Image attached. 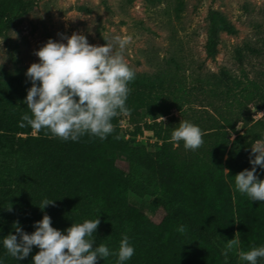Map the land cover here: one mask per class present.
Segmentation results:
<instances>
[{
	"label": "trees",
	"instance_id": "trees-1",
	"mask_svg": "<svg viewBox=\"0 0 264 264\" xmlns=\"http://www.w3.org/2000/svg\"><path fill=\"white\" fill-rule=\"evenodd\" d=\"M28 8V0H0V31ZM223 30L231 26L218 12L209 11L206 55L215 54ZM246 50L255 56L264 53L261 45H248ZM234 58L241 75L228 69L218 74L221 104L213 108L216 117L206 120L204 143L195 151L185 150L183 141L174 147L169 143L173 129L156 120V113H169L168 100L175 101L176 93L183 91L180 84L168 90L159 76L136 74L126 101L135 129L141 126L153 133L152 152L119 134L118 116L112 120L115 131L103 141L88 135L64 141L45 130L21 128V115L30 111L24 103L32 86L28 68L0 77V264H33L39 248L33 246L28 257L16 260L6 254L3 237L16 234L17 221L31 234L45 213L62 232L73 223L99 218L94 246L103 243L111 251L118 250L126 233L135 253L124 264H247L236 251L225 260L222 251L235 235L240 250L264 245V202L242 195L234 181L237 173L252 168L250 146L264 137L253 129L264 117L246 126L251 121L247 105L254 110L264 105V87L243 72L241 52ZM238 121L243 132L230 139ZM256 175L264 179V168L257 166ZM128 193L150 196V206L162 213L159 222L152 223L129 205ZM45 198L54 200V206L41 210ZM180 225L186 226L184 233L177 231ZM116 260L110 255L98 258L97 264Z\"/></svg>",
	"mask_w": 264,
	"mask_h": 264
},
{
	"label": "rangeland",
	"instance_id": "rangeland-1",
	"mask_svg": "<svg viewBox=\"0 0 264 264\" xmlns=\"http://www.w3.org/2000/svg\"><path fill=\"white\" fill-rule=\"evenodd\" d=\"M28 2V10L11 18L0 31V77L38 63L39 57L34 52L49 38L67 43L63 37L81 33L93 45L112 42L116 36H130L131 42L123 55L136 74L159 76L168 90L181 85L183 91L176 93L175 101L168 100L171 105L169 113L162 116L164 120L156 113V120L166 123V128L178 127L181 120L190 121L201 130L209 126L206 120L216 117L213 108L221 104L219 92L222 89L215 83L218 74L228 69L231 74L241 75L234 58L238 51L244 56L243 72L264 87V53L255 56L246 50L248 45H261L264 50V0ZM209 11L218 12L231 26L230 31L218 33L216 52L212 56L204 51ZM247 109L251 121L246 126L262 121L264 105L254 110L248 104ZM118 124L119 134L124 138L142 144L147 151L156 149L153 133L141 126L135 129L129 115H119ZM243 129L241 122H236L230 139ZM253 129L264 135V121L256 123ZM260 139L264 137L256 140ZM150 199L147 195L137 197L128 193L126 196L129 205L155 224L162 213L150 206Z\"/></svg>",
	"mask_w": 264,
	"mask_h": 264
},
{
	"label": "clouds",
	"instance_id": "clouds-1",
	"mask_svg": "<svg viewBox=\"0 0 264 264\" xmlns=\"http://www.w3.org/2000/svg\"><path fill=\"white\" fill-rule=\"evenodd\" d=\"M63 38L67 43L49 38L35 50L39 62L32 63L26 71L32 86L24 103L30 111L21 115L19 126L45 130L46 135L50 133L64 141H79L85 135L103 141L115 131L113 118L131 114L126 104L131 91L128 84L134 81L136 73L123 55L131 37L116 36L103 45L90 44L81 33ZM203 136L199 126L181 120L171 132L169 143L179 147L183 141L185 150L195 151L203 145ZM249 162L250 170L244 169L234 176L235 189L251 201L264 202V179L256 175L257 166L264 168V139L251 145ZM225 171L228 174L229 170ZM49 204L54 206V200L45 198L39 207L43 210ZM7 209L11 211V205ZM99 224V218L85 220L62 232L52 226L51 217L45 213L34 223L35 231L31 234L18 221L14 222L16 234L3 237V247L16 260L28 257L33 246L39 248L33 264H97L98 258L110 255L117 257L116 264L131 259L135 249L126 233L116 251L103 243L94 246ZM185 230V225L177 228L180 233ZM240 243L238 235L227 240L222 251L225 260L233 251L247 264H258L259 259H264V245H253L245 251L240 250Z\"/></svg>",
	"mask_w": 264,
	"mask_h": 264
}]
</instances>
